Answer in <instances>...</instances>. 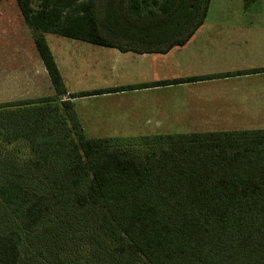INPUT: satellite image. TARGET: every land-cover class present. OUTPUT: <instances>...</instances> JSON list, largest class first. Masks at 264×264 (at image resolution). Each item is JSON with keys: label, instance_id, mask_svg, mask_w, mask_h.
I'll return each instance as SVG.
<instances>
[{"label": "trees", "instance_id": "1", "mask_svg": "<svg viewBox=\"0 0 264 264\" xmlns=\"http://www.w3.org/2000/svg\"><path fill=\"white\" fill-rule=\"evenodd\" d=\"M211 1L16 0L55 94L0 103V264H264V129L94 138L73 102L264 68L70 94L46 38L164 54Z\"/></svg>", "mask_w": 264, "mask_h": 264}, {"label": "crops", "instance_id": "2", "mask_svg": "<svg viewBox=\"0 0 264 264\" xmlns=\"http://www.w3.org/2000/svg\"><path fill=\"white\" fill-rule=\"evenodd\" d=\"M225 1L232 4H227L224 10L212 11L216 2L212 0L204 24L191 40L167 53H124L99 46L110 53L96 49L91 53L93 57L104 62L115 60L119 64L114 69L115 86L101 90L264 68V0H254L250 4L247 0ZM34 47L21 45L8 54L5 67L13 69H4V73L9 79V73L13 72L12 85L17 88L18 97L53 96L55 89ZM242 48H255L258 52L253 55ZM54 57L66 82L58 59ZM84 57H88V53ZM67 90L74 93L68 87ZM93 100H106L101 104L106 110L92 105ZM73 102L86 134L94 138L264 129V73L178 82L78 98ZM104 111L108 112L106 119H93L94 113ZM97 131H108L109 136L90 134Z\"/></svg>", "mask_w": 264, "mask_h": 264}, {"label": "rangeland", "instance_id": "3", "mask_svg": "<svg viewBox=\"0 0 264 264\" xmlns=\"http://www.w3.org/2000/svg\"><path fill=\"white\" fill-rule=\"evenodd\" d=\"M241 4L240 2H238ZM227 4H232L231 2H226L225 0H216L214 6L211 10H224ZM189 5L184 7L187 10ZM210 8V7H209ZM240 9V8H236ZM173 26V24H172ZM245 32V31H244ZM241 34V33H240ZM48 44L52 49L54 55L57 57L58 62L63 70L66 78V85L71 92H94L95 90H101L105 88H110L115 86L117 80L116 67L119 64L115 63V60L104 62V60H99L100 58L93 57V53L96 49L98 51H105L110 53L109 50H105L97 45L89 44L81 41H76L52 34L46 36ZM32 45L31 41V31L26 25L24 19L21 16L18 4L16 0H4L0 4V103H8L17 100L29 99L28 97H18L17 88L13 87L12 79L13 72H10V78H6L7 75L4 73V69L13 67H5V63H8V58L6 57L11 52L21 45ZM35 48V47H34ZM96 50V51H97ZM244 52H252L253 55L257 54V50L254 49H243ZM113 52V51H112ZM88 53V57H84ZM116 53V52H113ZM65 55V56H64ZM91 56V57H90ZM66 58V61L64 60ZM109 63V64H108ZM104 68V70H102ZM170 69L168 72H170ZM175 72V69H174ZM105 73V74H103ZM108 73V75H106ZM15 88V89H14ZM16 90V91H15ZM35 99V98H32ZM103 102L106 100H93L92 105L101 106V109H105ZM94 112H97L95 107L92 108ZM108 112L104 111L102 113H94L93 119L95 121H101L106 119ZM230 125V124H228ZM224 126V125H222ZM227 131L226 129H224ZM207 131V130H202ZM223 131V130H220ZM100 132V133H99ZM97 131L90 134H95L96 136H109L108 131ZM119 137V138H130ZM138 137V136H135Z\"/></svg>", "mask_w": 264, "mask_h": 264}]
</instances>
